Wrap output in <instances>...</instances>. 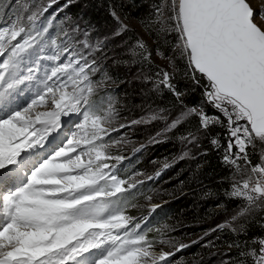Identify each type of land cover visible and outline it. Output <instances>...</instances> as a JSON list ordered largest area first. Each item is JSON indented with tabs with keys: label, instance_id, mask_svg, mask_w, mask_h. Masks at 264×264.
Here are the masks:
<instances>
[{
	"label": "snow or ice",
	"instance_id": "1",
	"mask_svg": "<svg viewBox=\"0 0 264 264\" xmlns=\"http://www.w3.org/2000/svg\"><path fill=\"white\" fill-rule=\"evenodd\" d=\"M57 3L0 0V264H172L191 245L169 237L159 243L170 250H154L147 222L161 205L150 204L147 216L130 214L137 206L135 192L146 181L141 172L122 176L119 165L126 157L110 151L128 142L122 129L166 119L167 110L119 123L117 98L97 99L111 82L102 66L104 45L81 41L79 25L71 20L54 24L55 15L48 13ZM156 11L160 21L165 9ZM167 13L185 75L197 86L204 82V101L218 115L184 104L174 57L157 51L168 68L151 78L154 87L170 92L182 111L150 143L195 117L196 132L181 140L199 146L202 131L219 149L221 140L211 130L222 126L227 136L222 159L235 173L226 195L245 203L217 228L243 234L247 218L264 211V151L253 155L256 142L264 143V0H167ZM111 14L119 32L127 31L117 13ZM136 47L133 53L150 61L145 41ZM164 230L174 229L164 225ZM229 247L240 251L227 264H264V237Z\"/></svg>",
	"mask_w": 264,
	"mask_h": 264
},
{
	"label": "trees",
	"instance_id": "2",
	"mask_svg": "<svg viewBox=\"0 0 264 264\" xmlns=\"http://www.w3.org/2000/svg\"><path fill=\"white\" fill-rule=\"evenodd\" d=\"M160 2L161 0H92L87 11L76 12V14L85 15H82V20L86 22L93 37L105 36L104 42L113 45L112 65L103 61L102 66L107 75L111 74L116 83H119L120 88L114 90L107 87L106 91L101 93L106 95L112 92L116 95L117 100L121 93L123 94L127 111L124 112V117L127 122L147 118L149 114L158 109L167 110L166 119L135 125L136 132L145 137L147 135L156 137L157 133L163 132L167 123L178 117L182 111L170 92L166 89L158 91L154 87L151 78L160 68H168V64L159 61L157 57L159 50H165L166 56H175L178 69L175 83L179 90L186 93L184 104L188 107L203 106L205 111L218 115L216 110L204 101V82L201 81V84L197 86L191 78L185 75L184 61L179 56V49H175L178 42L176 34L173 31L170 34L163 33L157 30L158 28H153L155 23L159 22L157 21L156 6ZM113 10L124 22L126 19H130L141 23L150 39L146 34L140 35L139 31L130 25H128L127 31L119 32V23L111 14ZM161 25L163 28V23ZM93 29H96L97 32H92ZM138 40H144L149 51L152 52L150 61H144L138 54L133 53V49L136 50V53L139 52L136 47ZM176 54L178 55L176 56ZM221 119L223 120V117ZM197 127V119L191 117L176 129L157 138L160 142L155 147L159 152L156 158L164 159L166 155H169L173 159L169 185L173 191H177L178 195L182 193L184 195L178 198L179 200L162 205L151 217L147 224V226L153 225L149 238L155 241L159 239L155 230L167 221L170 229L174 230L165 233L175 239L208 233L203 237L202 244L204 243V245L198 246L189 254L194 255V258L188 264H227L229 258L239 259L240 249L230 248V244L236 243L243 247L245 243L253 244L254 241L264 237V211L257 209L252 216L247 218L243 234L233 233L227 227L217 228L220 224L231 222V217L244 206L245 201L229 198L226 195V190H230L235 173L232 166L225 164L222 159L227 140L223 127L218 125L211 130V134L218 136L221 140L222 146L219 149L209 143L202 131L197 133L200 136L199 146L189 145L181 140V137L189 131L196 132ZM130 149L124 151L127 152L126 155L129 154ZM261 149L262 145L257 141L253 152L254 157H259ZM185 151L189 155L181 159L180 157ZM120 152L124 153L122 150ZM113 154H118V152ZM147 161L145 151L133 155L130 165L126 166L128 168L126 175L133 169L146 165ZM235 178L240 179V176L236 175ZM157 184V181L147 180L139 186L138 197L143 199L147 197L148 192ZM170 197V195L164 194L153 200L161 201ZM146 203L147 201L142 207L132 208L130 214L140 217L143 212L149 211ZM233 226L239 227L237 223H234ZM213 229L216 230L212 231ZM180 253L178 252V254ZM175 264H183V262Z\"/></svg>",
	"mask_w": 264,
	"mask_h": 264
},
{
	"label": "rangeland",
	"instance_id": "3",
	"mask_svg": "<svg viewBox=\"0 0 264 264\" xmlns=\"http://www.w3.org/2000/svg\"><path fill=\"white\" fill-rule=\"evenodd\" d=\"M91 1L92 0H70V3H69V0H58V3L56 5H54L52 7V9L49 10L48 14H52V13L60 14V16H59L60 20H66V21L71 20L72 22L78 24L80 31L77 33V36L79 37V39L81 41L87 40L88 43H90L92 45H96L97 43H101V41H102V44L104 45V52L106 53V57H107L104 60V62L107 61V62H109L110 65H112L113 60L111 57H113V56L111 55V52H112L113 45H110L108 42H104V39L106 38L105 36L103 37V36L97 35L96 38L93 37L90 34V29L87 27L86 22L84 20H82V15H84V14H81V15L76 14V12H79V11H83V12L87 11L89 9V5H90ZM3 2L7 3L8 0H3ZM14 2L19 4V3L27 2V0H14ZM41 2H43V0H41ZM259 2H260V0H254V3H259ZM66 3H68L67 7H65ZM158 8H164L165 13H164V17L157 24L155 23V26L153 28L156 27V29L158 28L157 30H160V32H163V33H167V34L172 33L171 26L167 22V15H168V13H167V0H161V2L156 6V10ZM73 15H75V16H73ZM124 23H126L127 25H130V27H132V26L135 27L139 31L140 35L146 34V36L150 39L148 32L145 30V28L142 26L141 23H138V21H136V20L131 21L130 19H126V22H124ZM161 23H163V28L161 27L162 26ZM85 27H86V29H85ZM165 28L167 29L166 31L164 30ZM91 31L95 32L96 29H93ZM85 33L87 35H85ZM175 49H178V48L175 47ZM159 52L165 53V50H159ZM177 55L178 54H176V56ZM170 56H172V55H170ZM157 57H158L160 62H164L165 64H168V60L166 58H162L159 55ZM165 57H168V56H166V53H165ZM173 57L175 58V56H173ZM108 76L111 77V82L107 85V87L112 88L114 90L115 89L118 90V88H120V85H118L119 83L118 84L116 83L114 77L111 74ZM107 95H112V94L108 93ZM105 96L106 95H104L103 97H105ZM25 99H27V96H24L23 98H21L20 102L23 103V101ZM118 101H119V103L117 106L120 110V117H121L119 120V123H128L124 117V114H125L124 112H127V111L125 109L124 97H123L122 93H121ZM136 125H139V124H136ZM68 127H71L70 123L68 125H66V127L64 129L65 132L67 131ZM124 134H126L125 139L128 142L127 143H121V144L111 148L110 151L112 153L118 152V154L124 155L126 157V159L132 157L133 155L139 154L142 151H145V159L148 160L147 164L137 168L134 172L143 173V175L139 177L140 179H144L145 181H147L146 180L147 176H154L155 179H153V180L158 182L156 187L152 188L151 191L148 192V194H147V197L148 196L152 197L151 201L147 200L146 197L144 199L141 197L137 198V202L135 199L132 200V202L137 205L136 207H142L143 204L145 203V201H147L146 207L149 209L150 204H160L162 206V205L169 204V202H171V201L179 200L178 198H180L182 195H184V193H182L181 195H178L177 191H173V188L171 189V187L169 185V181H170L171 176H172V175L171 176H169V175L172 172L171 166L173 163V159L169 155H166V157H164V159L156 158L157 155L159 154V152L155 148L157 143H150V140H152L155 136L147 135L145 137V136L140 135L138 132H136L135 125L127 128V129H122L121 135H124ZM63 135L64 134L61 133L60 135L54 137L52 144L50 145V149H51V147H55V145L63 138ZM113 138L119 139L120 135L113 133ZM145 138H147V139H145ZM141 145H144V147L141 148ZM261 145H262L261 150L264 151V143H261ZM128 148H131V149L129 151V154L126 155L127 152H124V151ZM137 149H139V150H137ZM121 150L124 153H121L120 152ZM164 163L170 164V167L167 169H163L162 165ZM124 166L125 165L122 164L121 168ZM144 167H145V169H144ZM157 172L160 173L159 176H156ZM174 193L177 194V196L174 197V195H175ZM164 194H168L171 197L168 199L161 200V201H154L153 200L155 197L161 196ZM148 213H149V211L143 212V214L141 216H147ZM154 213H152L151 216ZM164 225H169L168 221L157 228V229H161L162 230L161 232L158 233L155 230L156 234H158V237H159V239L156 240V242H157L156 246L157 247L154 249L157 252H159L161 249H163L165 251L170 250L169 246L167 244H160L159 243L160 240H162V239L167 240L170 237L165 233L169 230H164ZM148 228H151L153 230V225L148 226ZM204 236H205V234H198L195 236H184L181 239L173 238L174 241H179V242H183L186 244H190L191 246L182 250L180 254L176 253L175 257L172 258V264H175L177 262H183V264H188L190 262V260L192 258H194V255H189V254L191 252H193L194 250H196L198 248V246L201 247L204 245V243L202 244ZM192 241H197V243H192Z\"/></svg>",
	"mask_w": 264,
	"mask_h": 264
}]
</instances>
